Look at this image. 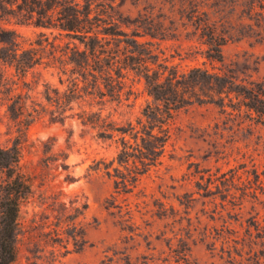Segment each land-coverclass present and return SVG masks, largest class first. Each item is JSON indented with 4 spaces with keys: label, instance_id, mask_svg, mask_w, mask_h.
<instances>
[{
    "label": "rangeland",
    "instance_id": "374dc122",
    "mask_svg": "<svg viewBox=\"0 0 264 264\" xmlns=\"http://www.w3.org/2000/svg\"><path fill=\"white\" fill-rule=\"evenodd\" d=\"M181 1L114 4L131 21L120 28L139 33L145 43L137 51L154 69L166 59L180 72L217 70L220 64L205 57L196 17L181 12ZM198 2L226 33L225 63L238 79L264 83V1ZM0 25L14 28L26 47L41 31L55 43L68 41L56 30ZM123 74L117 99L73 101L60 122L51 117L54 106L44 91L46 83L50 93L64 91L66 76L44 63L21 76L0 61V146L20 147V164L32 183L20 210L14 264H174L183 254V264H264V124L230 106L188 105L169 122L159 162L132 191H118L116 163L108 168L111 175L104 167L116 156V143L99 137L78 112L101 109L119 124L143 117L153 102L143 74L131 68ZM75 207L82 214L73 227L68 216Z\"/></svg>",
    "mask_w": 264,
    "mask_h": 264
},
{
    "label": "trees",
    "instance_id": "16d2710c",
    "mask_svg": "<svg viewBox=\"0 0 264 264\" xmlns=\"http://www.w3.org/2000/svg\"><path fill=\"white\" fill-rule=\"evenodd\" d=\"M256 1L262 6L264 0ZM114 2L0 0V23L30 24L56 30L59 36L68 39L61 45L50 41L41 31L26 47L14 28L0 25V61L21 76L42 63L46 67H56L66 76L64 91L56 88L50 93L47 83L44 91L47 102L54 106L51 117L60 122L73 101L97 98L104 104L117 99L126 68L143 74L153 102L143 108V117L135 122L116 123L108 115H102L101 109L78 112L85 123L98 128L99 137L116 143V156L104 167L111 175L108 168L116 163L112 175L118 191H132L140 177L159 162L169 137V122L188 105L230 106L235 114L244 113L249 120L264 124V83L239 80L234 68L225 63L222 49L228 41L227 35L210 19L208 11L201 10L198 0H182L179 8L191 19L196 17L194 24L206 47L205 57L220 64L217 70L196 66L180 72L166 59L154 69L137 51V47L145 43L137 39L139 33L129 34L120 28L121 24L128 26L131 21L121 16ZM253 5L251 1V8ZM155 34L153 28V37ZM60 82L63 83L61 78ZM20 159L21 150L17 144L7 148L0 146V264H14L16 260L20 210L31 193V179L22 170ZM61 166L66 165L62 163ZM255 178L258 180V175L255 174ZM85 207L82 205V209ZM80 214L82 210L75 207L74 213L68 216L73 227ZM185 258V254L179 256L174 264H183Z\"/></svg>",
    "mask_w": 264,
    "mask_h": 264
}]
</instances>
